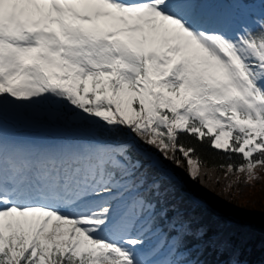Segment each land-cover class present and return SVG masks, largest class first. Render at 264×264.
I'll return each mask as SVG.
<instances>
[{
  "label": "snow or ice",
  "instance_id": "obj_1",
  "mask_svg": "<svg viewBox=\"0 0 264 264\" xmlns=\"http://www.w3.org/2000/svg\"><path fill=\"white\" fill-rule=\"evenodd\" d=\"M261 173L264 0H0V264H264Z\"/></svg>",
  "mask_w": 264,
  "mask_h": 264
},
{
  "label": "trees",
  "instance_id": "obj_2",
  "mask_svg": "<svg viewBox=\"0 0 264 264\" xmlns=\"http://www.w3.org/2000/svg\"><path fill=\"white\" fill-rule=\"evenodd\" d=\"M246 199L248 200V206H245L242 202H234L235 206L241 210L240 219L243 221H250L255 227L264 229V173H261L260 182L255 185L251 190H245ZM217 199H222L217 196ZM250 237L252 236L251 231L248 232ZM259 243L255 247L258 249L264 236L258 235L255 237ZM252 244V238L250 240ZM258 253V252H257Z\"/></svg>",
  "mask_w": 264,
  "mask_h": 264
}]
</instances>
